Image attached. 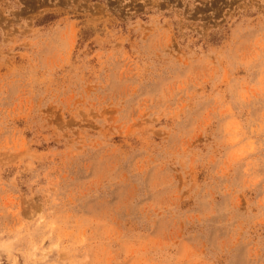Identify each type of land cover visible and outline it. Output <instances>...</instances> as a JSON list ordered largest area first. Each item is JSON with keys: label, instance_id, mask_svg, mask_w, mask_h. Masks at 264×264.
<instances>
[{"label": "rangeland", "instance_id": "rangeland-1", "mask_svg": "<svg viewBox=\"0 0 264 264\" xmlns=\"http://www.w3.org/2000/svg\"><path fill=\"white\" fill-rule=\"evenodd\" d=\"M0 264H264V0H0Z\"/></svg>", "mask_w": 264, "mask_h": 264}]
</instances>
